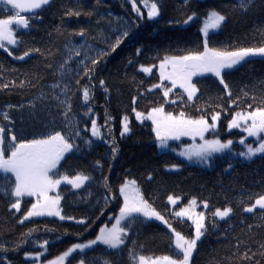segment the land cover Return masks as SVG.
Wrapping results in <instances>:
<instances>
[{"label": "snow or ice", "instance_id": "6c2138e0", "mask_svg": "<svg viewBox=\"0 0 264 264\" xmlns=\"http://www.w3.org/2000/svg\"><path fill=\"white\" fill-rule=\"evenodd\" d=\"M53 2L54 0H0L3 12L0 15V49L17 61H24L33 55L45 59L55 56L59 49L51 47H27L16 56L11 50L24 43L18 35L19 32H28L43 23L39 13L50 7ZM128 2L136 14V19L129 22L116 17L115 27L113 20L107 19L96 10L101 0H96L93 9L85 10L81 0H75L74 6L64 8L60 17L61 23L47 33L49 37L55 33L65 38L61 60L55 65H45L48 69H54L53 75L56 78L54 83L47 86L50 91L41 87L27 105L9 103L0 107V200L8 201V210L13 217L22 213L17 220L18 224L23 225L35 218L54 217L60 221H73L87 232L105 214V209L110 204L115 203L118 212L108 214V220L99 225L94 238L71 243L54 258L44 261L41 257L48 254L49 247L56 241L71 235H75L79 240L84 233L72 234L65 229L56 236L55 241L39 239L37 234L41 229L38 225H33L21 232L16 240L9 241L0 232V264H15L14 260L9 259V254L14 255L28 246L39 250L24 251V264H71L74 257H78L76 264H116L104 254L88 255L90 251L94 252L101 246L104 252H115L117 257L126 254L127 264H196V256L200 253L199 246L203 240L211 235V231H219L220 221L227 222L235 214L230 201L223 207H215L213 211L208 212L211 207L209 199L198 200L196 196H192L184 203L181 195L172 193L166 197L167 204L171 207L161 211L155 206L154 198L150 200L146 197L141 184L130 175V169L125 170L126 174L122 180L114 186L109 177L103 175L104 165L101 160L93 163V168L101 173L99 181L90 172L82 169L74 170V174H69L67 170L62 171L70 157L82 153L83 147L90 149L95 141L108 145L110 160H116L119 155L120 147L113 128L115 118L106 106L104 123L101 125L98 124L94 112L97 74L101 66L106 64L107 58L115 53L126 39L131 38L134 29L139 28L142 23H158L163 9L162 0H139V4L147 9L145 17L137 0ZM190 3L191 0H183V7H190ZM261 3L264 4V0H261ZM255 4L256 0H236L232 10L246 13ZM94 15L98 17L97 25H100L101 21L107 24V29L97 27L95 35L90 36L88 29L84 27L69 30L64 24L65 18H90ZM107 15L111 17L110 12ZM182 15L184 18L175 23L187 26L199 20L200 37L190 47L177 45L172 48L169 45L162 54L157 49L156 55L151 57L155 63L138 65V71L143 74H152L153 69H156L159 82L143 88V81L137 82L135 76L130 78V82L136 85L137 93L131 96V113L141 125L150 121L151 132L161 155L167 151L177 152L170 141L189 137L192 143L182 144L178 156L184 157L187 162L211 168L219 158L217 154H220V157L227 158V166L223 172L229 173L234 168L232 160L243 158L251 162L257 157L264 158V79L253 84L250 89L245 85L238 94L233 93L226 79L230 72L250 60L264 58V26L255 29L261 39L252 46L214 45L211 38L227 23V13L210 8L203 17L195 10L184 12ZM75 37L80 38L79 43L75 42ZM143 50V46L137 47L135 56H141ZM134 63L135 61L129 58L127 66ZM7 71L17 70L6 69L0 63V80L3 81L0 83V91H10L17 87L35 88L41 79L35 72H25L24 78L18 82L16 79L8 80L4 77ZM206 74L215 78L221 92L214 96L209 95L198 103L202 97L199 80ZM33 80L37 83H33ZM82 80L87 83L82 85L84 110L80 115L90 119V129L87 124L81 128V120L73 112V96L76 91L81 90ZM73 83L76 85V91L73 90ZM98 85L104 92L107 105L111 95L110 87L103 77H99ZM154 90L161 93L160 97L151 107L138 110L139 100L152 94ZM24 110H27L28 118L33 124H38L43 129L32 132L31 138L25 134L23 127L16 128L12 117L14 111L20 112L23 122ZM38 111L44 112L48 118L37 120ZM54 112L58 113L59 124L57 116L53 115ZM193 112L196 114L193 115ZM225 120L227 132L231 133V130L236 129L242 133L239 137L242 151H234L233 139L221 137L220 126ZM119 124L121 138L133 134L132 121L127 110L120 116ZM249 138H252V143L248 142ZM111 167L109 164V172ZM165 169L179 171L181 164H165ZM153 178V173L149 171L146 179L151 181ZM94 182L101 189L95 201L100 209L99 214L94 218H77L65 214L62 206L64 196L59 191L61 185L70 186L72 190H82L90 188ZM92 196L93 192L89 190L86 196L79 199L88 200ZM28 198H31L30 206L24 210L22 204H27ZM201 206L203 210H198ZM237 206L242 214H253L256 223L247 224L246 233L233 237V251L230 256L220 259L212 257L209 264H223L224 261H227V264H262L264 261V240L254 241L255 251L249 243L255 235L253 229L264 228V193L255 196L249 194L247 200L241 196L237 200ZM153 221L160 222L167 229L169 254H144V244L138 239L139 229ZM188 222L192 229L190 235L174 226ZM43 232L53 233L57 232V229L44 225Z\"/></svg>", "mask_w": 264, "mask_h": 264}, {"label": "trees", "instance_id": "16d2710c", "mask_svg": "<svg viewBox=\"0 0 264 264\" xmlns=\"http://www.w3.org/2000/svg\"><path fill=\"white\" fill-rule=\"evenodd\" d=\"M163 9L162 15L158 23H142L139 28L133 30L131 38L126 39L124 43L117 49L115 53L107 58L106 64L102 65L97 76L106 79L111 95L108 97V103H105V95L102 89L99 88L98 79L95 89V108L94 112L98 124L104 123V109L107 106L112 116L115 118L113 124L114 135L120 147V152L116 160H110V149L107 144L102 141H95L89 149L83 147L82 153L70 157L68 162L64 164L63 170H67L69 174H74V170L82 169L85 172H90L97 181L101 179V173L93 168V163L96 160H101L104 165L103 175L109 177L113 185H118L126 174L125 170L130 169V175L138 180L142 189L150 200L155 199L157 209L163 211L165 208L171 207L167 204L166 197L169 193L181 195L184 203L192 196H196L198 200L209 199L211 207L207 210L211 212L215 207H223L229 201L235 209V214L230 220L219 222V231H211V235L203 240L200 244V253L196 256V264H209L212 257L220 259L232 254L233 237L246 233V225L254 224L256 220L253 214L241 213L240 207L237 206V200L243 196L247 200L249 194L255 196L264 193V158L257 157L253 161H231L234 168L229 173H224L223 169L227 166L226 161L217 158L215 160L216 168L209 169L202 166H195L183 160L176 153L166 152L161 155V150L157 147L154 134L151 132V123L146 122L141 125L135 120L134 114L131 113V96L136 95V85L130 82V78L135 76L137 82L143 81V88H148L152 83L159 82V74L156 69H153L152 74H143L138 71L140 63L149 64L155 63L151 57L156 55L157 49L161 54L171 45L175 48L193 46L200 37L199 28L200 21L197 20L190 25L183 26L176 24L175 21L183 19L182 13H190L192 10L198 12L200 17L206 14L210 8H216L227 13V23L212 36L211 42L214 45H233L236 46H252L260 41V36L255 32V29L264 26V4L261 0H256V4L246 13L233 11L232 5L236 0H191L190 7H183V0H162ZM75 0H54L52 5L39 14L43 18V23L36 25L28 32H19L18 35L24 43L18 48L11 49L13 55H20L27 47H41L59 49L55 56L45 59L39 55H33L31 58H25L24 61L14 60L7 52L0 49V63L6 69H16L17 71H7L4 77L8 80L16 79L17 82L23 79L25 72L37 73L41 79L35 88H13L10 91H0V107L6 104L27 105L28 101L39 92L43 87L45 91H50L48 85L55 82L56 78L53 75L54 69H48L46 64H56L61 60L63 53V45L65 38L57 36L55 33L51 37L48 32L61 23L60 17L66 7L74 6ZM85 10L93 9L96 0H81ZM141 11L145 17L147 9L139 4ZM103 14L107 19L113 20V27L116 26V17L122 20L131 22L136 19V14L132 11L131 4L128 0H101V3L96 9ZM111 17H108V13ZM2 7H0V15H2ZM11 14V13H9ZM98 17H71L65 18L64 24L67 29H78L84 27L88 29L89 35H95L97 27L107 29V24L101 21L100 25L96 24ZM172 21L173 23H169ZM155 29V31H153ZM75 42L79 43L80 38L75 37ZM103 46V45H100ZM143 46V54L139 57L135 56V49ZM132 58L135 63L132 66H127V61ZM127 73V75H125ZM230 84L233 93L238 94L240 89L249 86V89L256 82L264 79V58H254L249 63L244 64L236 70L230 72L226 77ZM3 81L0 80V83ZM33 83H37L33 80ZM87 83L86 80L81 81V90L76 91V85L73 83V90L76 94L73 96V112L81 120L80 127L84 128L87 124L91 127L90 119L84 118L82 115L83 100H82V85ZM199 85L202 90V102L209 95H217L221 92L218 82L210 74L199 80ZM161 93L153 91L152 94L146 95L145 98L139 100L137 104L138 110H144L151 107L152 104L160 97ZM171 95V94H170ZM39 107V106H38ZM127 110L133 126V134L124 138L120 137V116ZM169 110H172L169 108ZM196 113L193 112V115ZM24 120L21 121V113L13 112L12 117L15 120L16 128L23 127L25 134L31 138L32 132L42 131L38 124L34 125L33 121L28 118L27 110L22 113ZM57 123H60L58 113ZM44 112H37L36 119H46ZM223 118V116H222ZM230 118V117H228ZM103 131H107L103 129ZM220 134L223 139H235L242 135L238 130H231V133L226 131V120L220 126ZM90 136V131L88 132ZM95 139V138H93ZM178 163L181 164L179 171H167L165 164ZM111 164V172L108 171V165ZM215 167V166H214ZM151 171L154 178L151 181L146 179L147 173ZM91 190L93 196L88 200H81L79 197L87 195ZM59 191L64 196L62 206L67 215H73L77 218L81 216L95 217L99 214V206L96 205V198L100 195L101 189L94 182L90 188L82 190H72L70 186L61 185ZM30 199L27 204H22V209L26 210L30 206ZM252 202V201H248ZM101 203H103L101 201ZM198 210H203L202 206ZM118 211V206L113 203L105 209V214L93 225L91 229L84 232V229L75 225L73 221H60L54 217L35 218L23 225L17 223L20 214L13 217L8 210V201L0 200V232L3 233L6 240L12 241L19 237V234L27 228L38 225L41 231L37 234L39 239L56 240V236L63 233L65 229L72 234L83 232V236L77 239L75 235L64 236L60 241H56L54 245L49 247L48 254L42 259L43 261L54 257L56 254L65 250L67 246L74 242H82L83 240L94 238L95 232L98 231L99 225L108 220V214H115ZM259 210H257V215ZM243 221V223H242ZM190 222L183 225L174 224L178 230H183L187 234H191L192 229L189 227ZM57 229V232L44 233L43 226ZM227 230V231H225ZM255 235L249 240L252 250H256L254 241L264 240V228H254ZM224 233V235H221ZM226 236V238H225ZM137 238V237H133ZM138 239L144 244V254L162 255L169 254L168 235L165 226L158 221L148 222L139 229ZM39 250L33 249L31 246L21 249L16 254H9V259L15 261V264H24L23 252ZM241 251L243 249L241 248ZM104 254L109 256L116 264H127L126 254L117 257L115 252H104L103 247H98L94 252L90 251L89 256ZM259 259V257H257ZM78 257L71 260V264H76ZM223 264H227L224 261ZM264 264V261H262Z\"/></svg>", "mask_w": 264, "mask_h": 264}, {"label": "rangeland", "instance_id": "374dc122", "mask_svg": "<svg viewBox=\"0 0 264 264\" xmlns=\"http://www.w3.org/2000/svg\"><path fill=\"white\" fill-rule=\"evenodd\" d=\"M233 130H236V129H233ZM238 131H239V130H238ZM239 132H240V131H239ZM233 141H234V151H242V150H243V147L239 144V138L236 137L235 139H233ZM197 142H198V141H197ZM248 142H249V143H252V142H253L252 138H249V139H248ZM184 143H192V141H191V139H190L189 137H182L180 141H170L171 146L177 149V152H174V153H176V154L178 153L180 146H182V144H184ZM177 155H178V154H177ZM217 157H220V154H217ZM181 158L184 159V160L186 161V159H185L184 157H181ZM220 159H223L224 161L227 160L226 157H220ZM237 159H243V158H237ZM243 160H244V159H243ZM232 161H235V160H232ZM188 163L190 164V162H188ZM191 164L198 165V164H196V163H194V162H192ZM199 166H201V165H199ZM205 168H207V167H205ZM117 212H118V211H117ZM58 254H59V253H58ZM58 254H56V255H58ZM56 255H55V256H56ZM55 256H54V257H55ZM54 257H51V258H49V259H52V258H54ZM42 259H44V257H41V260H42ZM42 261H43V260H42Z\"/></svg>", "mask_w": 264, "mask_h": 264}, {"label": "bare ground", "instance_id": "6f19581e", "mask_svg": "<svg viewBox=\"0 0 264 264\" xmlns=\"http://www.w3.org/2000/svg\"><path fill=\"white\" fill-rule=\"evenodd\" d=\"M167 152H172V151H167ZM172 153H174V152H172ZM184 160V159H183ZM237 160H240V161H245V160H243V159H236L235 161H237ZM191 164V163H190ZM192 165H195V164H192ZM196 166V165H195ZM198 166V165H197ZM214 166L215 167H211V168H209V169H214V168H216V163H215V161H214ZM202 167H204V166H202Z\"/></svg>", "mask_w": 264, "mask_h": 264}]
</instances>
